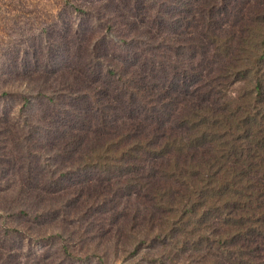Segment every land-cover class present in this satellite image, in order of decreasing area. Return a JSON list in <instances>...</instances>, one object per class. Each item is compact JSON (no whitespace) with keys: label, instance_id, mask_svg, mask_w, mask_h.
Wrapping results in <instances>:
<instances>
[{"label":"rangeland","instance_id":"rangeland-1","mask_svg":"<svg viewBox=\"0 0 264 264\" xmlns=\"http://www.w3.org/2000/svg\"><path fill=\"white\" fill-rule=\"evenodd\" d=\"M74 2L79 9H92L80 20L84 33L78 37L72 29L80 22ZM230 2L239 14L227 22L237 25L238 35L248 40L253 29L264 30V0ZM212 4L0 0V125L7 122L11 130H0V257L7 254L10 264H120L122 252L110 241L113 227L106 219L119 221L125 204L137 202L125 190L114 198L107 193L121 171L116 160L103 166L95 154L118 132L144 120L130 112L144 106L135 93L149 91L152 102L182 72L176 61L191 54L173 45L188 36L185 27L198 24L201 8ZM158 9L164 18L155 23L151 20ZM107 10L114 14L112 31H106L101 17ZM89 40L98 43V59L88 58ZM260 64L264 72V59ZM254 72L233 78L228 91L233 110L249 103ZM101 116L109 119L108 127L99 125ZM144 126L146 134L150 125ZM70 138L71 148L64 145ZM101 190L108 196H100ZM8 226L18 230L7 235ZM131 251L127 260L135 258Z\"/></svg>","mask_w":264,"mask_h":264},{"label":"trees","instance_id":"trees-1","mask_svg":"<svg viewBox=\"0 0 264 264\" xmlns=\"http://www.w3.org/2000/svg\"><path fill=\"white\" fill-rule=\"evenodd\" d=\"M109 3L114 8L115 2ZM72 5L79 21L91 14L90 8ZM231 5L230 0H213L201 8L198 24L185 27L188 36L173 45L191 54L176 61L182 72L152 102L149 91L135 93L144 106L130 112L144 120L118 132L95 154L103 166L116 160L121 171L107 193L113 197L125 190L138 204H125L119 221L106 219L113 227L110 241L122 252L120 264H264V30L255 28L250 39H243L237 25L227 22L239 14ZM102 15L106 31H112L114 14L107 10ZM161 18L158 9L151 21ZM81 23L72 26L77 37L84 33ZM98 51L95 40L86 43L88 58L98 59ZM249 69L255 70L253 94L247 105L233 110L229 88L234 77ZM108 121L101 116L99 125L108 127ZM7 124L0 125L4 133L11 131ZM144 124L150 125L146 134ZM71 140L64 145L70 147ZM31 168L30 157L29 173ZM99 195L108 196L103 190ZM6 230L8 235L18 229ZM129 250L132 260L126 258ZM10 262L7 254L0 257V264Z\"/></svg>","mask_w":264,"mask_h":264}]
</instances>
